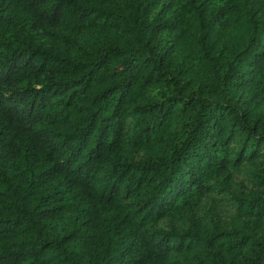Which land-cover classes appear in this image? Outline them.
Masks as SVG:
<instances>
[{
	"label": "trees",
	"instance_id": "trees-1",
	"mask_svg": "<svg viewBox=\"0 0 264 264\" xmlns=\"http://www.w3.org/2000/svg\"><path fill=\"white\" fill-rule=\"evenodd\" d=\"M0 264H264V0H0Z\"/></svg>",
	"mask_w": 264,
	"mask_h": 264
}]
</instances>
